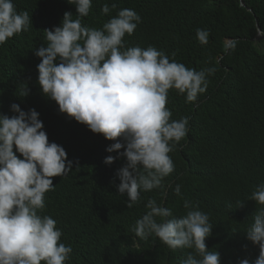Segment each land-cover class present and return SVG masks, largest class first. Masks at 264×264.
<instances>
[{
    "label": "trees",
    "instance_id": "trees-1",
    "mask_svg": "<svg viewBox=\"0 0 264 264\" xmlns=\"http://www.w3.org/2000/svg\"><path fill=\"white\" fill-rule=\"evenodd\" d=\"M13 3L18 12L29 13L32 24L0 44V113L15 115L13 103L24 111L34 108L49 142L63 146L73 161L66 176L52 178L56 186L45 194L40 212L57 222L60 242L71 246L66 264H183L191 249L172 250L154 235L145 240L132 231L148 211L149 199L176 217L186 215L185 200L198 204L214 227L206 244L220 252L221 264L255 260L259 247L247 239L246 231L264 207L249 199L264 183V0H92L85 17H78L68 0ZM113 3L117 8L111 9ZM105 4L111 9L108 14L102 12ZM125 8L142 20L132 35H125L126 48L154 46L189 69L216 68L207 91L195 102L169 91L171 120L187 117L188 132L169 153L174 171L161 188L142 192L131 208L117 188L116 173L126 160L105 164L107 156L118 157L106 151L114 141L61 113L42 93L37 69L41 58L35 54L48 43L45 30L60 26L65 12L73 13V20L80 18L83 26L102 29ZM197 29L209 32L206 45L198 41ZM26 89L30 91L24 96ZM177 185L182 197L175 194Z\"/></svg>",
    "mask_w": 264,
    "mask_h": 264
},
{
    "label": "clouds",
    "instance_id": "clouds-1",
    "mask_svg": "<svg viewBox=\"0 0 264 264\" xmlns=\"http://www.w3.org/2000/svg\"><path fill=\"white\" fill-rule=\"evenodd\" d=\"M68 3L76 6L78 17L87 16L92 7V0ZM115 8L113 3L111 9ZM111 9L105 4L102 12ZM72 15L65 12L60 26L45 30L48 43L35 52L41 58L38 83L61 113L114 141L106 151L117 152L118 157L109 155L104 163L126 160L116 173L117 188L131 208L140 202L142 192L162 187L174 171L169 153L188 132L187 117L171 120L166 107L169 91L175 89L186 102H195L207 91L208 77L216 68L189 69L154 46L126 48L125 35H132L142 22L132 9L119 10L102 29L83 26ZM31 24L32 17L27 11L18 12L13 0H0V44L28 31ZM196 35L201 44L209 42L207 30L197 29ZM11 111L15 113L11 117L0 113V264H66L73 250L60 242L57 222L40 212L45 194L56 186L52 178L66 176L73 161L63 146L49 142L34 108L24 111L13 103ZM174 191L182 197L180 185ZM249 199L264 206V183ZM184 207L186 215L176 217L149 199L148 211L132 231L145 240L154 235L172 250L191 249L183 264H221L220 252L206 244L214 228L209 215L187 200ZM246 237L259 247V255L238 264H264V207L254 214Z\"/></svg>",
    "mask_w": 264,
    "mask_h": 264
},
{
    "label": "water",
    "instance_id": "water-1",
    "mask_svg": "<svg viewBox=\"0 0 264 264\" xmlns=\"http://www.w3.org/2000/svg\"><path fill=\"white\" fill-rule=\"evenodd\" d=\"M260 37H261V34H260V31H259L258 38H260Z\"/></svg>",
    "mask_w": 264,
    "mask_h": 264
}]
</instances>
